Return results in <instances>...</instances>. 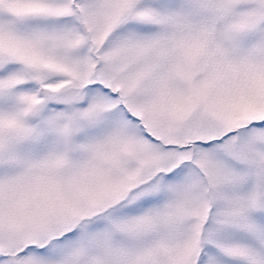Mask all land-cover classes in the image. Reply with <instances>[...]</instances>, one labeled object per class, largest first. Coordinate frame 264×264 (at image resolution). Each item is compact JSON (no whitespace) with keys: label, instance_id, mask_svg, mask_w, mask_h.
<instances>
[{"label":"snow or ice","instance_id":"snow-or-ice-1","mask_svg":"<svg viewBox=\"0 0 264 264\" xmlns=\"http://www.w3.org/2000/svg\"><path fill=\"white\" fill-rule=\"evenodd\" d=\"M0 264H264V0H0Z\"/></svg>","mask_w":264,"mask_h":264}]
</instances>
